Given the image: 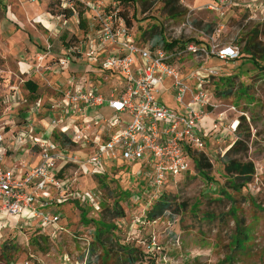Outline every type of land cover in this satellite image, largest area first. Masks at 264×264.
<instances>
[{
	"label": "rangeland",
	"instance_id": "obj_1",
	"mask_svg": "<svg viewBox=\"0 0 264 264\" xmlns=\"http://www.w3.org/2000/svg\"><path fill=\"white\" fill-rule=\"evenodd\" d=\"M163 1L0 0V126L12 137L29 125L36 126V116L49 115L50 107L61 98L68 75L81 82L87 78L85 83L103 95L117 85L113 74L101 79L103 71L93 61H72L67 68L59 64L64 50L86 42L96 30L94 15L84 4L99 2L106 12L117 10V16L120 10L131 20L126 26L138 44L164 47V43L177 41L176 47L193 43L209 52L212 46L235 47L240 57L225 61L213 53L200 58L184 56L174 62L191 89H196L195 81L208 82L211 106L206 114H212L211 119L220 126L191 154L193 158L203 155L210 169L198 171L194 159L186 175L158 194L170 202L169 212L155 221L147 218L158 199L149 193L146 176L137 164L112 162L93 176L70 166L59 176L69 187L65 201L56 205L55 191L50 195L53 206L49 213L60 216L56 229L50 232L36 230L31 222L26 225L25 212L19 217L0 213V264H128L127 258L133 264H264V67L254 66L243 54L250 38L264 42V0H235L224 16L208 8L211 0H180L181 14L176 18L167 15ZM132 3L135 19H131ZM64 9H72L74 16L65 18L61 15ZM40 16L48 24L38 23ZM30 48L38 52L32 58ZM20 62L28 65L24 73L18 70ZM27 80L36 85L35 93L25 86ZM170 84L163 82L155 99L184 115L171 95ZM93 112L98 118L111 114ZM122 119L128 120L126 116ZM48 123V116L41 119L43 126ZM232 124L237 126L235 132L229 131ZM237 140H247V152L229 158L251 163L254 175L246 186L234 190L228 185L232 179L225 175L224 166L228 161L225 154ZM114 207L122 218L111 217ZM101 224L106 230L100 229L96 239ZM49 233L50 239L39 240ZM244 235L249 241L244 240L243 248L236 240Z\"/></svg>",
	"mask_w": 264,
	"mask_h": 264
},
{
	"label": "built area",
	"instance_id": "obj_2",
	"mask_svg": "<svg viewBox=\"0 0 264 264\" xmlns=\"http://www.w3.org/2000/svg\"><path fill=\"white\" fill-rule=\"evenodd\" d=\"M234 3L235 0H215L208 8L224 16ZM84 5L94 15L96 30L86 42L68 47L59 64L67 68L72 61H93L101 71L120 79L122 91L119 96L115 92L104 96L89 87L87 79L81 82L79 77L70 76L58 103L49 109V123L42 136H34L35 126L29 125L12 137L17 145L37 148L40 161L21 176L16 168L0 164V213L19 217L25 212L26 225L31 222L37 229H56L60 221L57 212L49 213L53 206L50 195L55 191L56 205L65 201L69 187L59 176L67 166L93 176L112 162L137 164L153 196L186 175L191 169L192 152L199 151L204 139L218 132L220 125L213 122L208 132L202 131L206 108L211 106L208 82L198 80L194 83L196 89H191L174 62L184 56L200 58L213 53L225 61L239 58L235 47L212 46L209 52L193 43L171 50L138 44L117 10L106 12L99 2ZM184 26L188 27L187 21ZM165 80L172 81L171 95L184 115L156 101L155 92ZM105 108L111 111L109 118H98L93 112ZM57 111L58 117L54 115ZM233 124L230 132L236 130ZM0 129L2 146L5 136L4 128ZM60 138L65 139V144ZM91 197L89 201L95 205Z\"/></svg>",
	"mask_w": 264,
	"mask_h": 264
},
{
	"label": "trees",
	"instance_id": "obj_3",
	"mask_svg": "<svg viewBox=\"0 0 264 264\" xmlns=\"http://www.w3.org/2000/svg\"><path fill=\"white\" fill-rule=\"evenodd\" d=\"M164 11L167 13L168 16H171L173 18L179 17L181 14L180 8L181 6L179 5L180 0H164ZM133 5V14L131 16V19H135L136 18V6L134 5V3H132ZM146 2H143L141 4V7H145ZM61 15H63L65 18L69 19L72 18L74 16V11L72 9H64L61 12ZM119 16L120 17H124L123 13L120 12L119 10ZM82 17V14L79 13L78 14V18L80 19ZM125 18V17H124ZM126 20V18H125ZM80 22V21H79ZM126 24L128 26L131 25V20H126ZM178 45L177 41H173L171 43H164V48L167 50H171L174 47H176ZM243 54L246 55L252 62V64L254 66H258V67H264V66H260L259 63H264V42H254L253 38H250L249 40H247V42L244 44L243 47ZM240 58V57H239ZM99 68V67H98ZM264 69V68H262ZM108 73L102 72V77L101 79L104 80V75H106ZM113 78H115L116 84L114 87H112V89L109 91L110 92H115L117 96L120 95L121 91H122V84L120 79L115 75ZM25 86L28 88L29 91H31V93H35L37 90L36 85H34L32 82H26ZM97 92H99V90H96ZM230 91V90H229ZM231 92V91H230ZM229 92V93H230ZM101 93V92H99ZM102 94V93H101ZM103 95V94H102ZM109 94H104V96H108ZM248 139V137H247ZM63 144H65L63 138L59 139ZM247 140H237L236 142H234V144L230 147V149L226 152L225 157L228 159L227 163L224 166V173L226 176H228L230 179L228 182V185H230V187L234 190H239L242 187L246 186L252 176L254 175V166L251 163H241L239 161L230 159V155L232 154H243L247 152V146L246 144ZM195 159V160H194ZM194 162L197 160L196 166H197V170L198 171H203L204 169H206L207 171L210 169V166L207 165V163L204 160V156L200 155V157H196L193 158ZM126 164H122V166H125ZM131 165V164H130ZM70 166H67L66 169H69ZM145 185L148 188V182H145ZM162 198V199H160ZM157 202L155 203V205L151 208V211L147 214V218L150 221H155L158 218H161L162 216H164L167 212H169L172 208L170 202L167 201V199L165 197H163V194L157 195ZM111 217L112 218H122L123 214L122 212L118 211L115 207L111 210ZM85 219V212L83 210H81V220L84 221ZM37 230V228H35ZM51 228L49 227V231ZM100 229H105V226H103L102 224L98 226V233L96 235V239L100 238ZM106 230V229H105ZM46 237V238H44ZM43 236L39 237V240H43V239H50V233L46 234ZM244 240L249 241V238L244 235L243 239H237L236 242L239 244V246H242L243 248L244 246ZM93 244H96L95 242H93ZM35 245L37 247H39V241L37 240L35 242ZM94 246V245H93ZM6 248V246L4 247V249ZM124 250V249H123ZM246 249H244V252H246ZM93 247L91 249H88L87 254L90 256L93 255ZM128 259V264H133L134 260L132 259Z\"/></svg>",
	"mask_w": 264,
	"mask_h": 264
},
{
	"label": "crops",
	"instance_id": "obj_4",
	"mask_svg": "<svg viewBox=\"0 0 264 264\" xmlns=\"http://www.w3.org/2000/svg\"><path fill=\"white\" fill-rule=\"evenodd\" d=\"M214 2H215V0L209 1L208 6L214 4ZM45 20L46 19H44L43 16H40V17H38V20H36V21H38V23H44V22L47 23ZM28 51H29L28 56H30V58H32V56H35V54L38 53L35 50H33L32 48L28 49ZM62 54H65V50L63 51ZM23 61L27 62L26 60H23ZM22 62L19 63L18 70L19 71L23 70L22 73H24V70L27 71L28 65L26 63H22ZM85 73L88 74V72H85ZM64 75H66V74H64ZM70 76H72V75L67 76V80H68V77H70ZM181 77H182V79H186V77H183V76H181ZM27 82H33V81L27 80ZM164 82H172V81L171 80H165ZM65 83L67 84L68 81ZM102 110H106L107 113H111V111H109L107 108L102 109ZM94 114L95 113H93L92 115H94ZM104 114L105 113H103L102 116H105ZM54 115L58 117V116H60V112L57 111L56 113H54ZM47 116L49 118V115H46L45 117H47ZM211 116H212V114L210 115L208 113L206 118H204L202 125H201L202 131L208 132L211 129V125L215 121V120L211 119ZM45 117H42V116L39 117V115H38V116H36V118H34L36 120L35 122L37 123L35 126V132H33L34 136H37V137L42 136L43 131L45 130V126H43L41 124V119L44 120ZM0 128H1V126H0ZM4 136H5L4 143L2 144V146H0V164L3 168H16L17 169V170H15L16 173L21 176L26 171H28L29 169H32L34 166H36L39 163L40 157H39V151L37 148H31V146L29 144L24 145V146H20V145L15 144L14 140L12 139L11 132H7V133L4 132ZM2 216H0V219H2Z\"/></svg>",
	"mask_w": 264,
	"mask_h": 264
}]
</instances>
